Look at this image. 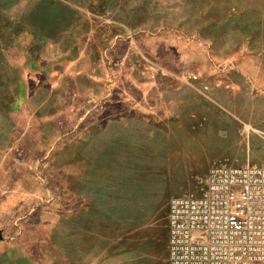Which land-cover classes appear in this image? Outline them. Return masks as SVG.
Instances as JSON below:
<instances>
[{
    "label": "crops",
    "instance_id": "0c3cea01",
    "mask_svg": "<svg viewBox=\"0 0 264 264\" xmlns=\"http://www.w3.org/2000/svg\"><path fill=\"white\" fill-rule=\"evenodd\" d=\"M241 63L250 69L221 71L208 89H162L154 77L136 98L106 93L105 122L75 124L73 169L65 161L58 172L56 218L48 209L33 218L41 188L27 158L24 172L5 165L20 162L8 152L30 139L28 120L8 113L5 129L0 119V223L9 212L15 227L0 241V264H167L170 198L192 190L216 159L264 164V83L253 64Z\"/></svg>",
    "mask_w": 264,
    "mask_h": 264
},
{
    "label": "rangeland",
    "instance_id": "374dc122",
    "mask_svg": "<svg viewBox=\"0 0 264 264\" xmlns=\"http://www.w3.org/2000/svg\"><path fill=\"white\" fill-rule=\"evenodd\" d=\"M241 62L264 83V0H0V119L8 129L17 111L18 123L31 126L30 139L8 152L20 162L5 165L20 172L27 158L41 188L33 218L47 209L56 218L75 124L105 122L106 93L136 98L154 77L162 89H208L221 71L250 69ZM10 219L1 212L0 241L14 233Z\"/></svg>",
    "mask_w": 264,
    "mask_h": 264
},
{
    "label": "built area",
    "instance_id": "2783aa9c",
    "mask_svg": "<svg viewBox=\"0 0 264 264\" xmlns=\"http://www.w3.org/2000/svg\"><path fill=\"white\" fill-rule=\"evenodd\" d=\"M166 217L167 264L264 263V164L212 161Z\"/></svg>",
    "mask_w": 264,
    "mask_h": 264
}]
</instances>
